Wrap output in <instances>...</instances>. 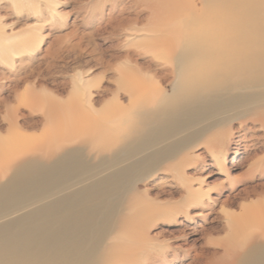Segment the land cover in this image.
<instances>
[{"label": "bare ground", "instance_id": "bare-ground-1", "mask_svg": "<svg viewBox=\"0 0 264 264\" xmlns=\"http://www.w3.org/2000/svg\"><path fill=\"white\" fill-rule=\"evenodd\" d=\"M140 1L151 26L128 31L125 39L135 45L144 36L143 45L161 46L166 55L156 69L126 54L120 69L126 82L118 86L123 93L115 94L112 113L100 114L88 81L79 77L83 85L74 90L80 96L69 94L65 113L57 99L44 106L46 134L36 140L20 133L21 106L5 100L10 136H0V264H106L129 216L116 218L117 200L136 172L201 137L217 149L215 128L230 112L264 125V0ZM170 78L167 94L163 83ZM31 93L27 103L34 108ZM85 144L95 151L92 160ZM146 147L154 149L144 158L151 163H126ZM230 217L229 229L264 236L263 202ZM254 232L241 235L240 251L233 250L234 235L215 239L222 252L214 251L212 261L264 264V244Z\"/></svg>", "mask_w": 264, "mask_h": 264}, {"label": "rangeland", "instance_id": "rangeland-1", "mask_svg": "<svg viewBox=\"0 0 264 264\" xmlns=\"http://www.w3.org/2000/svg\"><path fill=\"white\" fill-rule=\"evenodd\" d=\"M148 11L140 0H0V136H10L5 118V100L10 99L24 115L19 119L25 125L22 136L45 137L44 106L57 99L65 113L69 94L80 96L81 90H74L83 85L79 77L88 81L100 114L112 113L115 94L123 93L118 86L126 82L120 69L126 68L127 53L141 65L162 67L157 58L166 52L163 47L143 45L144 36L135 45L125 39L128 31L151 26L144 20ZM172 80L163 83L167 94ZM32 90L38 102L34 108L27 103ZM120 97L127 105L128 98ZM235 115L230 112L215 128L217 149H208L201 137L184 145L178 157L164 156L133 175L117 200L116 218L129 214L127 223L106 264H221L210 255L222 252L219 239L233 235V250H241V235L254 231L229 229L227 221L245 207L264 203V125ZM84 149L92 160L93 148L85 144ZM153 151L147 148L126 163L146 162ZM254 237L264 244L258 231Z\"/></svg>", "mask_w": 264, "mask_h": 264}]
</instances>
